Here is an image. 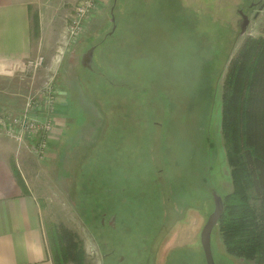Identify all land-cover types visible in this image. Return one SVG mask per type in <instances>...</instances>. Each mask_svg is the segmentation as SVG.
Instances as JSON below:
<instances>
[{
  "label": "rangeland",
  "instance_id": "obj_1",
  "mask_svg": "<svg viewBox=\"0 0 264 264\" xmlns=\"http://www.w3.org/2000/svg\"><path fill=\"white\" fill-rule=\"evenodd\" d=\"M102 1L81 38L60 41L63 75L55 85L71 101L62 127L53 115L54 81L42 84L44 61L35 73L0 78V115H21L30 98L39 109L32 119L54 123L47 154L35 148L41 130L20 140L0 129V143L39 203L52 264H206L200 232L214 208L212 191L225 199L236 189L225 128L234 134L238 98L225 115L226 85L233 68H247L249 41L264 39V7L253 17L249 0ZM238 10L250 15L244 33ZM218 222L214 264H255L226 251Z\"/></svg>",
  "mask_w": 264,
  "mask_h": 264
},
{
  "label": "crops",
  "instance_id": "obj_2",
  "mask_svg": "<svg viewBox=\"0 0 264 264\" xmlns=\"http://www.w3.org/2000/svg\"><path fill=\"white\" fill-rule=\"evenodd\" d=\"M75 3L76 0H0V78L18 73L28 60L42 56V84L50 78L52 84L48 86H52L54 81L58 104L53 115L61 127L71 112V101L67 89L61 84L64 89L59 92L55 81L63 75L59 64L67 43L65 26ZM101 9L103 6L92 17L102 13ZM13 158L0 143V264H52L39 203L27 183L15 177Z\"/></svg>",
  "mask_w": 264,
  "mask_h": 264
},
{
  "label": "trees",
  "instance_id": "obj_3",
  "mask_svg": "<svg viewBox=\"0 0 264 264\" xmlns=\"http://www.w3.org/2000/svg\"><path fill=\"white\" fill-rule=\"evenodd\" d=\"M249 45L252 47L247 68L244 69L242 64L233 68L226 85L228 90L231 83V95L225 101V115L233 112L238 100L234 134H229L225 128L227 144L229 140L231 148L228 159L233 166L236 189L222 199L224 209L218 225L223 231V243L228 253L251 259L255 264H264V155L257 152L260 140H263L261 131L264 126V122L259 121L260 104L264 105L260 100L264 95V39H252ZM247 55L245 48L241 50L240 62ZM240 78L243 84L238 88ZM252 199L259 201V206L252 204ZM62 231L67 244L74 245L73 234L68 230Z\"/></svg>",
  "mask_w": 264,
  "mask_h": 264
},
{
  "label": "built area",
  "instance_id": "obj_4",
  "mask_svg": "<svg viewBox=\"0 0 264 264\" xmlns=\"http://www.w3.org/2000/svg\"><path fill=\"white\" fill-rule=\"evenodd\" d=\"M103 5L104 2L102 0H76L73 12L69 20V25L67 27L68 36L66 37V44H73L76 40H78L85 34V28L88 19L96 10H99ZM42 63L43 57L38 56L35 59L28 60L25 68L26 70L28 69L35 72V69L42 65ZM47 92L49 93L50 90ZM29 99L30 98H27V100L25 101L23 106L25 108L23 109L21 115L14 117L11 116L12 114L7 115L6 117L0 115V129L20 140H22V138L24 137V132L26 133V131H31L32 133H34L35 131L38 132L41 130L40 139L39 142L35 144V148H37V153L41 154L40 156H45L49 150L48 141L50 139L54 123L51 120H48L45 123L42 121L39 122L33 120L32 117L34 113L39 110L37 105L38 101H33L31 99V102L28 104L27 101ZM50 99V96L49 98H46L48 102L51 101Z\"/></svg>",
  "mask_w": 264,
  "mask_h": 264
},
{
  "label": "water",
  "instance_id": "obj_5",
  "mask_svg": "<svg viewBox=\"0 0 264 264\" xmlns=\"http://www.w3.org/2000/svg\"><path fill=\"white\" fill-rule=\"evenodd\" d=\"M116 2L117 0H113ZM113 20V19H111ZM249 24V18L247 15L242 16V20L240 22V32L244 33L246 31V28ZM89 58L87 61V66H90L91 62V51H87L86 53ZM83 55V56H84ZM84 56V58H85ZM212 198L214 203L213 211L208 215L206 222L204 223L201 232H200V243L203 250L205 263L206 264H214L213 255H212V249H211V234L213 231V228L216 226L217 222L222 216L224 205L222 197L216 193V191H212Z\"/></svg>",
  "mask_w": 264,
  "mask_h": 264
},
{
  "label": "flooded vegetation",
  "instance_id": "obj_6",
  "mask_svg": "<svg viewBox=\"0 0 264 264\" xmlns=\"http://www.w3.org/2000/svg\"><path fill=\"white\" fill-rule=\"evenodd\" d=\"M261 7V6H263L264 7V0H249V3H248V7H250L251 8V10L250 11H254V13H253V17H257L258 16V14H259V11L258 10H255V7ZM249 12V11H248ZM238 13H239V15L242 17L243 15H247L248 16V18L250 19V15L246 12V13H244L242 10H238ZM88 32V31H87ZM81 58H83V57H81ZM81 62V61H80ZM84 63H85V60H84ZM110 260H106L105 262L108 264V262H109Z\"/></svg>",
  "mask_w": 264,
  "mask_h": 264
}]
</instances>
